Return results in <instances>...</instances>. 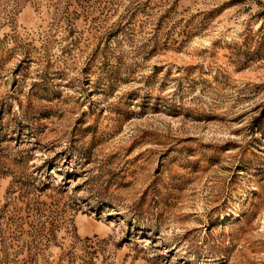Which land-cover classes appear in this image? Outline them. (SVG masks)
Here are the masks:
<instances>
[{"label": "rangeland", "instance_id": "obj_1", "mask_svg": "<svg viewBox=\"0 0 264 264\" xmlns=\"http://www.w3.org/2000/svg\"><path fill=\"white\" fill-rule=\"evenodd\" d=\"M0 264H264V0H0Z\"/></svg>", "mask_w": 264, "mask_h": 264}]
</instances>
